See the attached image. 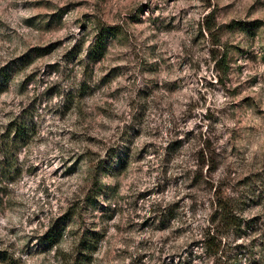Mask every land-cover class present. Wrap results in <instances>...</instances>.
I'll use <instances>...</instances> for the list:
<instances>
[{
	"label": "rangeland",
	"instance_id": "obj_1",
	"mask_svg": "<svg viewBox=\"0 0 264 264\" xmlns=\"http://www.w3.org/2000/svg\"><path fill=\"white\" fill-rule=\"evenodd\" d=\"M0 75V264H264V0H0Z\"/></svg>",
	"mask_w": 264,
	"mask_h": 264
},
{
	"label": "trees",
	"instance_id": "obj_2",
	"mask_svg": "<svg viewBox=\"0 0 264 264\" xmlns=\"http://www.w3.org/2000/svg\"><path fill=\"white\" fill-rule=\"evenodd\" d=\"M114 29L111 27H102L99 29V31L96 33L94 40L90 43L87 54L88 58L91 60H95L98 57H100L104 53V49L106 47V38L110 35H114ZM228 69V64L226 60V55L223 54L219 58H217L215 62V70L218 72L220 76L225 75L226 71ZM1 76V75H0ZM1 78H3L1 76ZM220 78V77H219ZM6 80V79H4ZM6 136H9L12 134L11 137V143L15 144L16 142H21V144H27L28 139L30 136V129H28V126L26 123H17V122H12L9 123L7 126V129L4 132ZM228 205H225V203H219L218 204V209L223 213L224 217L223 220H225L226 224H232L234 222V217H227L229 209H227ZM230 212V211H229ZM62 231V229H61ZM62 236V232L55 230L54 232H48L46 234V240H48L49 243L52 245L57 244L59 239ZM91 238L87 240H83V248L82 249H89L90 246H92V242L90 241ZM75 264H83V259H77L75 260ZM229 264V263H228Z\"/></svg>",
	"mask_w": 264,
	"mask_h": 264
}]
</instances>
